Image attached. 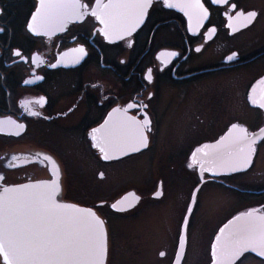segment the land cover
Wrapping results in <instances>:
<instances>
[{"label": "flooded vegetation", "instance_id": "flooded-vegetation-1", "mask_svg": "<svg viewBox=\"0 0 264 264\" xmlns=\"http://www.w3.org/2000/svg\"><path fill=\"white\" fill-rule=\"evenodd\" d=\"M83 2L91 8L95 0ZM202 2L209 17L195 34L189 31L182 12L154 2L144 23L131 36L109 43L98 31L102 25L91 16L69 24L51 39L35 36L27 24L38 0H0V121L11 119L24 125L19 135L8 134L15 129L7 124L0 131V175L5 177L0 183L52 180L50 164L42 158L51 157L59 169L58 200L90 207L105 220L106 264H145L141 251L152 245L147 223L160 232L155 264H175L180 235L186 236L181 264H193V226L203 190L223 189L248 195L250 200L235 206L212 228L206 257L196 264H212V244L227 222L253 208L264 210L263 182L257 186L238 183L258 166L264 141L256 144L246 172L217 176L205 172L201 181L199 168L188 167L197 148L219 141L233 124L246 127L249 133L264 127V109L249 100L250 95L258 102L264 97V85L259 84L264 79V40L244 38L264 18V1L229 0L223 6ZM231 3L238 11L257 13L247 27L235 32L225 16L226 11L235 16ZM210 28L216 29L211 37ZM78 47L87 53L78 63L71 58L61 61L64 53ZM173 52L177 55L157 59L161 53ZM234 53L235 58L228 60ZM33 56L43 62L34 64ZM149 70L151 82L146 79ZM40 98L42 105L35 103ZM24 103L26 107L21 106ZM128 104L137 105L128 110L129 116L142 120L147 114L151 121L148 146L106 161L92 146L89 133L99 128L113 109ZM30 111L39 115H30ZM13 157L20 159L13 161ZM9 163L17 166L9 168ZM199 185L189 214L191 197ZM157 192L161 194L157 196ZM130 194L139 200L133 201ZM126 195L127 203L134 206L122 212L113 209ZM198 230L203 240L205 229Z\"/></svg>", "mask_w": 264, "mask_h": 264}, {"label": "snow or ice", "instance_id": "snow-or-ice-1", "mask_svg": "<svg viewBox=\"0 0 264 264\" xmlns=\"http://www.w3.org/2000/svg\"><path fill=\"white\" fill-rule=\"evenodd\" d=\"M154 2L162 3L167 9H177L188 19L189 31L195 34L209 17V10L202 0H95L94 6L83 0H38V6L27 24V29L35 36H47L49 39L67 29L71 23L83 22L88 16L94 17L102 27L98 29L109 43L124 40L144 23L149 9ZM212 5L229 4V0H209ZM235 16H225L228 27L238 31L247 27L256 17L255 11H238L235 3L230 4ZM216 32L215 28L208 30V36ZM131 47V44H129ZM196 51H200L199 48ZM20 56L21 53H15ZM87 55L83 47L73 48L60 58H68L75 63ZM165 55L176 56V53H161L157 59ZM235 53L228 60L235 58ZM32 62L40 64L39 56H33ZM164 63V60H161ZM55 67L56 65H52ZM40 79V77H37ZM146 79L151 82L152 72L148 71ZM264 85V79L259 81ZM253 93L256 91L253 88ZM253 105L264 109V97L259 102L250 95ZM43 98L35 103L43 104ZM26 107L27 103L21 105ZM137 107L128 104L126 108L113 109L108 118L99 128H93L89 133L92 146L97 148L104 160L118 159L130 152H139L148 146L147 133L151 131V121L147 114L137 119L129 116L128 110ZM146 108L147 105H141ZM30 115L39 113L30 111ZM11 125L15 131L8 134L19 135L24 125L9 119L0 121V131L3 125ZM264 141V128L258 133H249L246 127L233 124L226 136L215 145H204L192 154L189 168H199L200 180L204 173L213 176L246 170L252 163L256 152V144ZM44 161L51 164L52 176L59 175V169L51 157L44 155ZM13 161L20 157H13ZM9 163L7 167H16ZM5 177L0 175V182ZM61 188L57 179L25 183L15 186H5L0 183V260L2 264H106L107 243L104 221L91 208H81L75 204L58 201ZM199 192V188L195 190ZM193 193L192 203H196ZM161 193L157 192V196ZM133 201L139 197L130 194ZM129 197L112 205L116 211H126L134 206L127 203ZM191 214L192 208L187 209ZM184 229L188 227L187 218L183 221ZM186 244V236L179 237V251L176 254V264H180ZM246 253H254L261 258L258 264H264V210L250 209L241 212L230 220L215 238L211 247L212 264H245ZM162 257L165 253L161 252ZM243 258V259H242Z\"/></svg>", "mask_w": 264, "mask_h": 264}, {"label": "rangeland", "instance_id": "rangeland-1", "mask_svg": "<svg viewBox=\"0 0 264 264\" xmlns=\"http://www.w3.org/2000/svg\"><path fill=\"white\" fill-rule=\"evenodd\" d=\"M257 1L262 2V0ZM262 11L264 13V7ZM244 38H246L248 41L264 40V18L260 24H258L257 27ZM259 182H263L262 184H264V149L261 152L258 166L252 171V173L240 177L238 183H243L247 186L256 184L257 186L259 185ZM247 196L238 194L235 195L231 192L228 193L223 189H208L207 191H202L200 195L201 206L196 213L197 215L193 226V243L190 254V260L193 262V264H196L200 259L206 257V244L213 231L212 228L219 225L222 220H224V218H226V216H228L233 211L235 206L241 207L243 204L248 203L250 199L249 196ZM146 228L152 231V234L150 235V243L152 241V245L145 246L143 251H141V258L144 259L145 264H155L159 257L158 252H155V250L158 243L157 240L160 237V232L157 228H155L154 224L151 223H147ZM197 228L205 229L203 232V240L202 235L199 234V230ZM201 241L203 243L202 246L200 244ZM247 257L248 259L245 261V264H258L260 261V259L252 255H247Z\"/></svg>", "mask_w": 264, "mask_h": 264}, {"label": "water", "instance_id": "water-1", "mask_svg": "<svg viewBox=\"0 0 264 264\" xmlns=\"http://www.w3.org/2000/svg\"><path fill=\"white\" fill-rule=\"evenodd\" d=\"M264 128V127H263ZM259 132V130L258 131H256L255 133H258ZM217 142L218 141H216V142H214V143H212V144H209V145H215V144H217ZM260 142V141H259ZM258 142V143H259ZM257 143V144H258ZM147 148V147H146ZM146 148H142L140 151H142V150H144V149H146ZM139 151V152H140ZM132 153H137V152H130L129 153V155L130 154H132ZM53 160V159H52ZM54 161V160H53ZM55 162V161H54ZM252 164V163H251ZM55 165L57 166V164H56V162H55ZM51 164H50V170H51ZM251 167V165L246 169V170H244V171H239V172H246V171H248L249 170V168ZM51 174H52V172H51ZM53 177V176H52ZM52 179H57L58 180V182H59V184H60V181H59V175L57 176V177H53ZM40 181H49V180H33V181H26V182H22V183H17V184H10V185H5V186H15V185H19V184H25V183H36V182H40ZM51 181V180H50ZM197 188H199L200 189V185L197 187ZM196 188V189H197ZM195 189V190H196ZM195 190H194V192H195ZM195 194H196V198H197V194H198V192H195ZM125 197H127V195L126 196H124V197H122V198H120L119 200H117L116 201V203L118 202V201H122V200H124V198ZM59 201V200H58ZM60 202V201H59ZM61 203H68V202H61ZM115 203V204H116ZM69 204H74V203H69ZM76 206H78V207H81V208H90V207H85V206H81V205H78V204H75ZM194 206H195V204H193L192 203V205H191V208H192V210H193V208H194ZM92 209V208H91ZM93 211H95L94 209H92ZM96 212V211H95ZM122 212V211H121ZM96 214H97V212H96ZM97 216H99L98 214H97ZM100 217V216H99ZM103 221H104V227H105V232H106V243H107V256H106V262H107V258H108V230H107V226H106V222H105V220L102 218V217H100ZM232 220V219H231ZM228 223V222H227ZM226 223V224H227ZM219 234V233H218ZM217 234V235H218ZM216 235V236H217ZM216 238V237H215ZM213 243H215V239H214V242ZM247 254V253H246ZM251 254H253V255H255L254 253H251ZM183 255H184V253H183ZM182 258H183V256H182ZM181 261H182V259H181ZM181 261H180V264H181ZM175 264H176V261H175Z\"/></svg>", "mask_w": 264, "mask_h": 264}]
</instances>
